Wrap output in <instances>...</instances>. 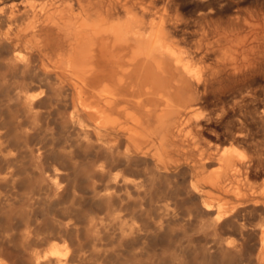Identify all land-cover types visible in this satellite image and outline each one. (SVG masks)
Instances as JSON below:
<instances>
[{"label":"bare ground","instance_id":"bare-ground-1","mask_svg":"<svg viewBox=\"0 0 264 264\" xmlns=\"http://www.w3.org/2000/svg\"><path fill=\"white\" fill-rule=\"evenodd\" d=\"M24 16V22L13 21L0 32V44L23 41L15 47L29 55L26 66L35 73L31 83L19 89L23 106L33 112L40 98L53 93L65 108L70 105L92 122V130L80 125L77 133L85 144L94 146L95 134L103 129H115V148L122 145V132L128 140L149 139L155 149L152 160L166 168L181 166V158L172 156L174 149L181 150L187 162L180 169L187 189L193 190L192 182L207 187H215L216 182L230 185L227 192L234 203H221L218 209L214 201L202 204L209 221L217 223L235 206L258 216L259 224L249 231L256 240L258 258L264 262V164L250 165L240 148L252 144L256 134L264 142V0H26ZM121 97L129 101L123 110L127 114L119 112ZM219 145L223 147L214 176L198 179L193 166L211 163ZM256 146L249 148L254 154ZM189 151L194 154L193 163ZM99 167L94 168L98 171ZM251 167L253 177L261 182L256 188L252 182L246 191L239 181ZM29 228L19 230L22 242L32 236ZM57 246L49 249L50 255L35 250L27 258L31 263L48 258L67 264L68 246ZM222 246L225 254L237 250L233 240ZM236 253L240 258L241 253ZM0 264L17 263L14 255L0 248Z\"/></svg>","mask_w":264,"mask_h":264},{"label":"rangeland","instance_id":"rangeland-1","mask_svg":"<svg viewBox=\"0 0 264 264\" xmlns=\"http://www.w3.org/2000/svg\"><path fill=\"white\" fill-rule=\"evenodd\" d=\"M0 1V32L5 31L13 21L24 22L26 0ZM13 6L17 8L14 9ZM22 43L23 41L0 44V66L3 67L2 70L0 67V248L14 255L17 264H62L50 262L48 258L31 263L27 258L35 250H42L50 255L49 249L57 244V247H64L65 244L68 246L67 264L264 263L258 258L256 240L249 231L259 224L258 216L235 206L230 214L217 223L209 221L202 204L214 201V206L218 209L221 203H234V197L227 192L230 185L216 182L215 187H207L203 184L197 186L192 182L193 190L187 189L186 177L180 170L187 162L181 150L172 151L174 158H181V166L166 168L152 160L155 149L149 139L128 140L122 132L119 138L122 145L115 148L113 137L118 136L114 133L115 129L112 132L103 129L104 131L95 134L97 141L94 146L85 144L77 133L80 125L92 130V122L70 105H65V108L64 103L53 93L40 98L35 104V110L29 112L20 101L18 92L31 83L35 73L26 66L29 55L21 47H15ZM34 90L31 88L30 91ZM118 105L121 114L128 113L123 111L129 105L127 98H119ZM36 109L39 110L36 112ZM25 127L29 128L26 132ZM253 138L252 144L257 145L258 155L252 153L251 143L240 148L250 165L261 162L264 164L263 139L258 134ZM222 147L219 145L213 155L211 163L214 165L208 163L200 168L193 166L198 179L214 176L212 172L219 167L216 158ZM162 152L168 154L167 148H163ZM189 152L192 153L193 163L194 154ZM103 159L105 160L102 161ZM133 164L136 166L133 167ZM99 166L102 169L97 171ZM252 168L244 170V175L240 177L239 184L243 190L248 191V185L252 182L255 188L261 182L259 178L253 177ZM196 178L194 176L192 179ZM24 227L32 230V236L29 240L26 239V243L19 237V230ZM224 240H233L237 244L235 252L241 253L240 258L239 253L235 254L234 251L231 252L234 254H225L226 250L222 246Z\"/></svg>","mask_w":264,"mask_h":264}]
</instances>
